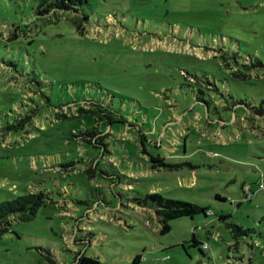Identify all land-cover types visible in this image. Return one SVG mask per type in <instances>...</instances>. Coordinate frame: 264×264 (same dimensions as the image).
Wrapping results in <instances>:
<instances>
[{"label":"rangeland","instance_id":"rangeland-1","mask_svg":"<svg viewBox=\"0 0 264 264\" xmlns=\"http://www.w3.org/2000/svg\"><path fill=\"white\" fill-rule=\"evenodd\" d=\"M41 2L0 0V202L46 201L0 264H264V0Z\"/></svg>","mask_w":264,"mask_h":264},{"label":"trees","instance_id":"trees-1","mask_svg":"<svg viewBox=\"0 0 264 264\" xmlns=\"http://www.w3.org/2000/svg\"><path fill=\"white\" fill-rule=\"evenodd\" d=\"M87 1L88 0H42V2L38 5L36 13L41 16H46L51 12L56 13L57 11H72L73 13H75V15L71 18V20L77 25L78 31L80 33H84L85 26L83 23V18L86 19V15L82 14L79 6L87 3ZM59 14H57V16H59ZM153 160L154 162H159L158 166L164 164L161 162V160L164 159L157 160L153 158ZM153 166L154 168H156V164ZM242 189L245 195V199L251 200L247 198L248 194L246 192L244 184ZM147 200L155 202L156 205L160 207V209H158V213L164 220L177 219L184 216L194 217L195 214L198 213L213 215V213L211 214L207 208L196 203L172 197H165L160 193L148 194ZM45 203V196L41 192L29 193L18 196L12 200L0 202V237H2L10 230V226L13 220L18 219L20 221H26L34 218L38 214L40 208L45 205ZM226 217L228 216L220 215L219 219H224ZM232 225L234 227V231L246 232V230L242 226L236 223ZM169 229L170 226L168 225V223H166L162 231L166 232ZM192 240L197 246L201 244L197 239L196 233L193 234ZM200 248L203 251V243L201 244ZM75 264H100V260L96 257L80 253L76 259Z\"/></svg>","mask_w":264,"mask_h":264},{"label":"built area","instance_id":"built-area-1","mask_svg":"<svg viewBox=\"0 0 264 264\" xmlns=\"http://www.w3.org/2000/svg\"><path fill=\"white\" fill-rule=\"evenodd\" d=\"M245 189H246V192L248 194L247 198L248 199H252V197H253V195L255 194L256 191H253L250 186H247ZM262 189H264V184L260 183L258 190H262ZM210 213L212 214V212H210ZM203 247H204V249L208 248V245L207 244H203Z\"/></svg>","mask_w":264,"mask_h":264}]
</instances>
